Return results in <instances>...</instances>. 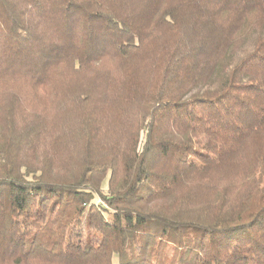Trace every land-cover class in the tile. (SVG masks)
Wrapping results in <instances>:
<instances>
[{
    "label": "trees",
    "instance_id": "1",
    "mask_svg": "<svg viewBox=\"0 0 264 264\" xmlns=\"http://www.w3.org/2000/svg\"><path fill=\"white\" fill-rule=\"evenodd\" d=\"M264 264V0H0V264Z\"/></svg>",
    "mask_w": 264,
    "mask_h": 264
},
{
    "label": "rangeland",
    "instance_id": "2",
    "mask_svg": "<svg viewBox=\"0 0 264 264\" xmlns=\"http://www.w3.org/2000/svg\"><path fill=\"white\" fill-rule=\"evenodd\" d=\"M114 264H118V261H117V259H115V260H114Z\"/></svg>",
    "mask_w": 264,
    "mask_h": 264
}]
</instances>
